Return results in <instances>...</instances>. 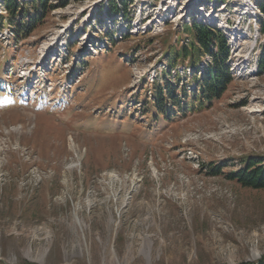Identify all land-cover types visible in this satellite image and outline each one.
I'll return each instance as SVG.
<instances>
[{"label":"rangeland","instance_id":"1","mask_svg":"<svg viewBox=\"0 0 264 264\" xmlns=\"http://www.w3.org/2000/svg\"><path fill=\"white\" fill-rule=\"evenodd\" d=\"M127 1L125 16L108 0H50L30 37L0 30V89L14 90L0 95L12 104L0 108V264H259L264 190L226 175L250 157L264 166V0ZM193 21L227 37L234 80L145 138V100ZM188 65L172 75L188 81ZM130 114L137 124L112 117Z\"/></svg>","mask_w":264,"mask_h":264},{"label":"trees","instance_id":"2","mask_svg":"<svg viewBox=\"0 0 264 264\" xmlns=\"http://www.w3.org/2000/svg\"><path fill=\"white\" fill-rule=\"evenodd\" d=\"M129 1L108 0L107 12L110 14H129ZM5 15L0 14V30L8 26L14 39H26L43 23L54 6L50 0H4ZM264 11V5L261 6ZM185 33L189 35L186 43L177 46L170 45L165 53L167 68L164 72L165 81L156 82L151 92V99L145 100L143 113L148 117L149 134L145 138L152 139L164 128L175 125L183 118L196 112L213 107L225 94L234 76L231 72V50L227 37L217 27L204 22L193 21L184 26ZM264 33V21L261 22ZM107 33L110 41L113 37ZM207 59L206 61H204ZM189 63L191 76L188 81H181L179 73L173 80L172 71L179 64ZM260 71L264 70V45L258 61ZM172 76V77H171ZM122 103V102H121ZM145 103V102H144ZM103 110V109H101ZM118 110H120L118 108ZM123 110V109H121ZM101 117V116H100ZM119 120L132 121L137 124L134 114L126 116H112ZM100 118H91V129L98 127ZM77 127H84V122L77 123ZM99 130H103L100 128ZM118 129L111 130L117 132ZM238 171L227 173L226 177L235 180L242 187L264 190V166L261 158H247ZM225 164H210L212 175H221ZM259 264H264V260Z\"/></svg>","mask_w":264,"mask_h":264},{"label":"bare ground","instance_id":"3","mask_svg":"<svg viewBox=\"0 0 264 264\" xmlns=\"http://www.w3.org/2000/svg\"><path fill=\"white\" fill-rule=\"evenodd\" d=\"M198 3V2H197ZM191 4H193V2H191Z\"/></svg>","mask_w":264,"mask_h":264}]
</instances>
